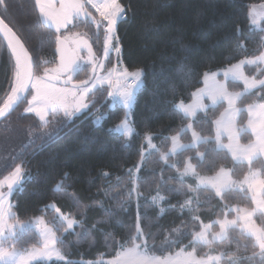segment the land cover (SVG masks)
I'll return each mask as SVG.
<instances>
[{
	"label": "trees",
	"instance_id": "obj_1",
	"mask_svg": "<svg viewBox=\"0 0 264 264\" xmlns=\"http://www.w3.org/2000/svg\"><path fill=\"white\" fill-rule=\"evenodd\" d=\"M118 2L130 11L117 23L121 49L118 62L128 69L143 71L142 85L129 108L134 132L129 137L114 130L109 132L123 119L126 110L121 103L105 97L106 88H98L87 112L54 130L51 136L23 148L16 162L21 165V176L9 198L12 216L21 221L40 215L52 218L54 210L49 205L55 203L79 220L73 230L65 233L59 223L58 245L65 259L34 264H105L104 258L114 257L121 247L132 246L133 237L140 238L136 233L138 222L149 254L165 256L182 247L195 248L202 254L208 248L222 254L221 264H264L255 239L240 226L229 227L217 241H193L203 223L234 217L231 206L252 208L253 202L246 191L226 190L218 197L211 188L198 186L194 178H182L179 172L186 160L191 157V162L197 164L196 153L203 152V162L196 168L200 174H213L226 166L233 177L242 178L250 168H257L263 180L264 160L258 157L251 163L239 162L227 150L217 149L213 121L224 102L209 105L192 120L177 108L180 101H189L193 91L202 85L204 72L260 54L264 30L251 25L249 6L264 0ZM0 16L30 51L35 75L58 60L57 33L42 22L35 0H3ZM77 28L78 25L69 27L64 33ZM92 28L88 24L84 32L90 40ZM100 32L102 36L104 29ZM14 66L15 61L0 37V106L10 93ZM246 72L257 79L264 77L256 66H246ZM227 86L233 90L243 88L242 83L231 80ZM255 100H264V86L244 93L238 101L240 126L247 118L244 107ZM24 104L25 100L10 116L18 115ZM17 115L13 123L22 128L37 126L34 115ZM98 117L99 124L95 123ZM190 121L202 136L212 137L213 141L182 149L168 160L161 159L160 151L168 149L170 136ZM148 133L154 134L157 149L142 158ZM180 138L191 142L188 130L181 131ZM251 139L252 135L243 131L241 140ZM157 194L164 200L154 202ZM256 220L264 227L263 213L257 214ZM217 228L218 223H214L212 229ZM85 230L86 234L81 235ZM16 235L17 248L39 244V235L30 227Z\"/></svg>",
	"mask_w": 264,
	"mask_h": 264
},
{
	"label": "snow or ice",
	"instance_id": "obj_2",
	"mask_svg": "<svg viewBox=\"0 0 264 264\" xmlns=\"http://www.w3.org/2000/svg\"><path fill=\"white\" fill-rule=\"evenodd\" d=\"M3 0H0L2 3ZM85 4H91L93 8L96 9L100 14V19L96 20L95 17H92V22L96 25L97 28V38L99 34V29H104V59L96 60L95 54L92 50V45L89 43L90 38H83L77 43L76 49L74 51H78L80 49H84L87 52V57H80V59H87L89 63L92 64L93 72L96 71L97 66L103 67L104 60H110L111 52L114 50L116 53L121 51L119 46V41L115 36V32L117 30L118 20L124 18L126 16V11L121 5L118 3V0H104L103 3H97L96 0H67V2H62L60 8L58 10L53 8V5L50 2H46V0H35V6L39 10L41 16L45 17L47 21L51 22L56 29L57 35L55 36V41L57 44L56 51L58 53L61 52V44L63 41H66L68 37H61L60 30L65 28L67 25L72 24L74 20H79L81 16L89 17L91 14L85 10ZM106 21V24H105ZM0 26L5 29L8 33H12V28L9 27L7 23H5L4 19H0ZM79 35V34H77ZM15 38V34L13 33ZM16 44L20 45L19 39H16ZM9 48L12 50V55L15 58V66L12 73V77L9 82L10 93L7 95V99L5 100L2 107H0V116H4L7 110L12 109L13 105L20 102L23 99H26L24 93L31 88L34 91V94L31 95V99L28 100L29 107L25 109L26 112H35L36 115L40 118L41 121H44L45 116L47 115V110L51 109L53 114L56 113L57 109L62 110L64 115L71 120L78 113L83 112L84 110L89 108V103L85 102V97L92 92V87H89V81H80L78 84L73 85L72 81V73L76 72L80 65L77 63V59H65L63 55L60 56V64L57 68L54 69H45L44 76H36L34 75L32 63L30 58L27 57V52L24 51L23 46L20 45L21 51L24 52V58L17 54L16 47L13 45L12 41H9ZM256 60L264 61V54L257 57ZM256 60L249 61H241V64L256 63ZM55 73L54 75H49V72ZM68 74L67 79H64L62 82L63 86L56 87L52 82L60 81L62 74ZM124 77H128V73L125 72ZM225 77L229 75L228 71L224 73ZM233 78H238L243 80L245 90H251L257 87V83L259 85L264 86V80L259 82L257 81H249L247 77L243 76L242 72H233ZM142 76V72H137L133 74V79L136 82V86H138L140 82V77ZM68 85H72V87H68ZM94 87V85H93ZM73 89H79V92L74 91ZM134 90L135 86L127 88L124 91L119 92V99L122 105L125 108L131 107L134 100ZM109 97H114L113 92L109 91ZM242 93H230L225 84H219L216 88H214L211 92L208 93L209 99L215 105L218 101L223 100L227 103L228 108L225 110V113H222L221 116L227 115V119H218L213 121L216 125V135L214 137V142L219 148L227 149L231 155L233 160H247L249 163L251 162L254 155L257 154V151L260 153H264V104H260L258 107L261 110L256 113L258 118L260 119V123L257 125L253 122L252 119L249 120L248 127L251 130L252 134L256 137L258 141L257 145L253 146H241L239 142V135L243 131V129L236 127V119L241 109L237 107V103L240 100ZM71 98V99H70ZM34 104L38 106H33ZM180 111L186 117H195L196 108L193 106H185L183 102L177 105ZM203 108V105L199 106ZM249 116L251 117L254 114V107L252 105L248 106ZM125 120H127V115L125 116ZM95 123L99 124L100 119L98 118ZM124 130L126 135H130L132 133V129L128 127L127 123H124L117 127L115 131ZM190 130L192 135V143L188 145H183L178 143V137L173 136V148L172 152H176L177 150H182L186 148H196L201 143H211L213 141L212 137H202L193 127V123H189L187 125V129H182L181 131ZM113 131V129H109V132ZM227 135L228 143L223 144L221 137L222 135ZM52 134H50L51 136ZM151 139L150 137L148 138ZM205 153L197 152V164L202 163L204 159ZM192 158H189L188 163L185 166V170L181 173V176H196L198 179V183L205 187H211L215 190L216 195L222 196V193L225 190H231L232 186L236 184V181L231 180L230 176L225 179L224 174L226 170L221 168L217 176L215 177H199L196 172L197 164H193L191 162ZM230 171V170H229ZM21 176V167L17 166L14 172L10 177H6L4 181H0V185L7 183L8 193L11 194L13 191V186L18 183L19 177ZM259 184L261 195H264V180H259L255 182ZM250 187H255V184L250 185ZM240 191H243V187H240ZM139 195V193H137ZM162 201L164 197H159ZM4 194L0 193V220H3L5 217L10 218V209L11 204H9V211H4L3 208ZM153 201L156 202V197L153 198ZM259 207L261 210H264V201L259 202ZM58 211V210H57ZM164 209H161L163 212ZM240 212H244L245 210L240 209ZM248 217L252 215V213H246ZM199 219V217H196ZM239 219L244 220L245 217L241 216ZM139 221V214H138ZM77 223L74 220L68 219L67 225L68 228L71 229L73 225ZM220 226V232L217 233V237H223L227 228L236 224V220H228L224 219L222 221H217ZM253 231L252 234L255 236L257 244L261 249V257L264 259V230L256 229L254 225L251 226ZM208 226H204V230L196 233L193 237L194 240L202 241L204 243H208L205 238V231ZM87 230L81 235H85ZM137 235H141V229L139 222L136 227ZM15 235V233H11ZM0 235H3V230L0 229ZM136 237H133V242ZM57 243V237L52 234L51 236L45 235L44 245L42 249L33 250L25 256L21 257V264H32L38 258L50 257L51 253L55 251V244ZM51 245V247H50ZM140 245L133 243V247L127 249L124 253L125 256H130L133 259L129 261V264H168L166 260H162L159 257L150 258L147 256L145 252L138 251ZM57 256L60 259H63V256L56 252ZM20 253L13 251L12 253H6L3 249H0V264H17V257L20 256ZM119 255V254H118ZM255 255V254H254ZM188 257L190 259L187 261V264H205L204 261L197 260L194 256V253H189ZM111 264H117V262H111Z\"/></svg>",
	"mask_w": 264,
	"mask_h": 264
},
{
	"label": "rangeland",
	"instance_id": "obj_3",
	"mask_svg": "<svg viewBox=\"0 0 264 264\" xmlns=\"http://www.w3.org/2000/svg\"><path fill=\"white\" fill-rule=\"evenodd\" d=\"M46 2H50L53 5V8L58 10L60 8L61 3L62 2L66 3L67 0H46ZM96 2L97 3H103L104 0H96ZM85 10L91 14L89 17L81 16L78 21L74 20L72 24H69L65 28H62L60 30L59 34L65 35L64 32L69 27H75L76 25H78V31L80 30L81 33L86 31L85 29L88 26V24H92L93 26L96 27V25L92 22V17H95L96 20H99V17H100L99 12H97L96 9L93 8L91 4H85ZM38 13H39V16H40V19L42 20V22L44 24H46L47 26H50L51 28H53L56 31L55 27L53 25H51V22L47 21L45 17L41 16L39 10H38ZM249 20H250L251 25L254 28L264 30V23H263L264 22V2H262V3H251L250 4V6H249ZM263 34H264V32H263ZM115 36L117 39H119L116 32H115ZM92 50H93V53L95 54L96 60H103L104 59V33L101 36L100 45L92 47ZM112 54L113 55L115 54L114 50L111 52L110 57H112V58L110 60H104L103 67L97 66V69L95 72H93L92 64L89 63L87 61V59H81L80 64L84 65L85 70L80 75V81H89L88 86L92 87V92H90L85 97V102L89 103V108L84 110L81 113H78L76 116L82 115L83 113L87 112L90 109V107L92 106V104H93V102L97 96L96 91L98 88H101L102 90H104V88H106L105 97L111 99L112 101H116L118 103H121L120 99H119L118 89L120 91H124L127 88L135 86V90H134V93H135L139 89V87L142 85V81H143L142 76L140 77V82H139L138 86H136V84L132 85V86L127 84V79L133 78V74H135L137 72H142V75H143L142 69H140V68L128 69V68L124 67L120 62H118V59L115 63ZM261 54H264V48L261 50L260 54H258V55L244 56V57L240 58L239 60H237L231 64H228L224 67H220V68H217L215 70H208V71L204 72V75L202 77V85L193 91L192 98L189 101H180L177 105H179L181 102H183V104L185 106H193L194 108H196V114H197L198 112L207 109L209 105H214L212 103V101L209 99L208 93L211 92L214 88H216L219 84H225L227 86L228 80H231L234 82H240L243 85L242 90H233L227 86L228 91L230 93H233V94L242 93V95H243L244 93L250 92V91L260 87L261 85H259V83H257L256 88H253L251 90L246 91L244 88L243 80L238 79V78H233L232 73L237 72V71L242 72L243 76L247 77L249 79V81L254 80V81L259 82L261 80H264V77L257 79L253 76H249L246 72V66H256L257 71L264 72V61L256 60V58L261 56ZM85 56L87 57V52H86ZM242 60L243 61L256 60V63L241 64L240 62ZM111 61H112V64H111ZM225 71L229 72V75L227 77H225V75H224ZM125 72H127L129 74L127 78H125L123 75ZM36 76H41V75H36ZM52 83L56 87L63 86L62 84H58V83H54V82H52ZM73 85H75V84H73ZM93 85H94V87H93ZM68 87L71 88L72 85H68ZM73 90L77 91V93L79 92V89H73ZM109 91L113 92L114 97H109V95H108ZM32 94H34V91L30 88L29 93L25 99V104L19 110L18 115H20L21 113H27V114L34 115L37 119V122L35 124L37 126H39V128L37 126L35 127V129H30V127L22 128L20 125L13 123V117H16L17 114L10 116L7 119L0 122V181H4L6 177H10L17 166L21 167V165L17 164L16 162H17V159H18L20 152H22V150L25 146H27V145H29V144H31V143L39 140V139H45V138L49 137L50 134H52V132L54 130L58 129L59 127H61L65 123L71 122L76 117L75 116L71 120H69L68 117H66L64 115V112L62 110L57 109L56 113L53 114V111L51 109H48L47 115L45 116L44 121H41L35 112H26L25 111V109L29 107L28 100L31 99ZM242 95H241V97H242ZM219 102H224L225 106L215 120H218V119H225L226 120L227 115L225 114V116L222 117L221 114L225 113V110L228 108V105L223 100H220L217 103H219ZM260 104H264V100H255L253 102H250L249 104H247L244 107L245 113L247 116L244 126H240L238 124L240 113L237 116L236 127L243 129V131H247L252 135V139L250 141L243 142L241 140V135L243 133V131H242L239 135V142H240L241 146H249L250 147L253 145H257V147H258V141H257L256 137L252 134L251 130L249 129L248 124H249L250 119H252L253 122L257 125L261 122L260 119L258 118V116L256 115V113L261 111L258 107ZM200 105H203V108H200L199 107ZM249 105H252L254 107V114L251 117L249 116V112L247 110ZM33 106L35 107L38 105L34 104ZM237 107L241 109V107L239 106L238 103H237ZM129 108L130 107L125 108L126 113H125L123 119L120 122L115 124V126L113 127L114 131L120 125L127 123L128 127H130L132 129V133L134 132V127H133L131 120H130ZM126 115H127V120H125ZM98 118H100V117H98ZM98 118H96V120ZM189 118H190V120H192L194 117H189ZM189 123H192V121H190ZM188 124L183 126L182 129H187ZM40 125H46V127L42 128V127H40ZM214 126H215L214 137H215L216 125L214 124ZM188 131L191 134V131L190 130H188ZM115 132L120 133V134H124L127 137L132 135V133L130 135H126L123 129L121 131H115ZM180 132L174 133L170 136V143H169L168 149L160 151L159 155H160L161 159L168 160V158L170 156L175 155L178 151H180V150H177L176 152H172V148H173L172 137L173 136L178 137V143L179 144L188 145V144L192 143V135H191V142L186 143V142L182 141V139L180 138ZM199 134L201 135V133H199ZM149 137L151 138L150 140L148 139ZM153 137H154V134H152V133H148L146 135L145 144H144V147L142 149V158L146 157V155L149 152L157 149V146H156V143H155ZM202 137H204V136H202ZM221 140H222L223 144H227L229 142L226 134L222 135ZM222 149H225V148H222ZM225 150H227V149H225ZM229 154L231 155L230 152H229ZM231 157H232V155H231ZM258 157H261L264 160V153H260L259 151H257V154L253 156L251 162H253ZM188 161H189V159L186 160V164L188 163ZM235 161L249 163V161L243 160V159L235 160ZM186 164H185V166H186ZM185 166L179 172L180 176H181V173L184 172ZM221 168H224L226 170V172L224 174L225 179H227L230 176L231 180L236 181V184L232 186V189L240 190V187L242 186L243 191H246L250 195L252 202H253V207L252 208H245V207H239L236 205L231 206V208L235 211L234 217L225 216L222 219H217V220L212 221V222H205L202 224V228L199 232L204 230V226H208L207 230L205 231V238L208 241V243L212 242V241L220 240L225 236L226 232H225L223 237H217L216 234L220 232L219 223H218V228L216 230L212 229V225L214 223H217V221H222L224 219H228V220H236V224L233 226H240L241 228L244 229V231L247 234L251 235L255 239V236L252 234L253 229L251 226L254 225L256 229L264 230V227L262 225H260L256 220L257 214H260V213L264 214V210H261L259 207V202L264 201V195H261V190H260L259 184L255 183L256 181L263 180V178L261 176V172L257 168H250L248 170V172L242 178L233 177L231 169L229 167H226V166L220 167L218 169V171L216 173H213V174H200L197 171L196 172H197V175L199 177H215V176H217V174L219 173ZM21 171H22V169H21ZM137 174H138V168H136L134 170V177L135 178L137 177ZM181 177L184 179L185 178H194L196 181L195 183L198 186H203V185H200L198 183V179L196 176L187 175V176H181ZM19 179H20V177H19ZM17 184H15L13 186V189ZM252 184H255V187H250V185H252ZM209 188H211V187L209 186ZM212 190L215 192L214 189H212ZM0 193L4 194L3 208H4V211L8 212L9 211L10 194L8 193L7 183L0 185ZM161 196H162L161 194H157L154 197H156V200L160 202L161 200L159 199V197H161ZM49 208L51 210H54V216L52 218L46 217L45 215H40V216H37L31 220L21 221V220L15 219L12 216V212L10 210V218L5 217L3 220H0V229L3 230V235H0V249H3L6 253H12L13 251L20 253L21 255L17 257V264H21V257L22 256L27 255L28 253L32 252L33 250L42 249L43 245H44L45 235L51 236L52 234H54L57 237V243L55 244V251H53L51 253L50 257L46 256L44 258H38L35 261H33L32 264H34V262H36V261L60 259L56 254L57 251H59V253L63 256V259H65L64 255L60 249V246L58 245V241L60 239L58 236V232H57V230H60L59 223L63 224V226H64L63 233H65L68 230H73L74 226L79 224V220L75 216L70 215L68 212L62 211L55 203H51L49 205ZM240 209H243L245 211L240 212L239 211ZM246 213H252V215L250 217H248L246 215ZM241 216H244L245 219L244 220L239 219V217H241ZM68 219H71V220H74L77 222L73 225V227L71 229H69L68 225H67ZM27 227H30L34 231L37 232V234L39 235V244L38 245L34 244L32 246L24 247V248H21V247L17 248L14 245V241L17 237L16 234L18 232L22 231L23 229L27 228ZM13 232L15 233V235L11 234ZM139 237L140 238L137 237L134 241L135 244L140 245V248L138 249V251L145 252L147 254V256L150 258L159 257L162 260H166L168 262V264H187V261L190 259V257H188L189 253H194L195 258L197 260L204 261L205 264H221L220 259L222 258V254L219 252H214V251H210V250L208 251V248L202 254H199V252H197L195 248L182 247L173 254H168L165 256L152 255V254H149L146 250V244H145L144 239H143V237H144L143 234L141 233V236H139ZM193 241L204 243L202 241H198V240H194V239H193ZM255 242L257 244L256 239H255ZM204 244H206V243H204ZM50 247H51V245H50ZM132 247H133V245L130 247H121L116 252V255L114 257L104 258L102 260L103 263L111 264V262L115 261V262H117V264H129V261L133 258L130 256H125L124 253L127 249H130ZM259 250L261 251L260 248H259ZM89 264H91V263H89Z\"/></svg>",
	"mask_w": 264,
	"mask_h": 264
},
{
	"label": "water",
	"instance_id": "obj_4",
	"mask_svg": "<svg viewBox=\"0 0 264 264\" xmlns=\"http://www.w3.org/2000/svg\"><path fill=\"white\" fill-rule=\"evenodd\" d=\"M0 19H3L1 16H0ZM5 23H7L5 21ZM8 24V23H7ZM9 25V24H8ZM9 27H11L9 25ZM12 28V27H11ZM13 33L15 34V38L13 36ZM0 37L3 39V41L5 42L13 60L15 61V58L13 57L12 55V50L11 48H9V41H12L13 45L16 47V51H17V54H19L22 59L24 58V52L21 51V48H20V45L23 46V49L24 51L27 52V57L30 58L31 60V63H32V68H33V72H34V75H35V64H34V60H33V57L30 53V51L28 50V48L26 47V45L24 44V42L22 41V39L19 37V35L12 29V33H8L5 29L2 28V26H0ZM16 39H19L20 41V45H17L16 44ZM90 43V42H89ZM61 52L58 53L56 51V48H57V44H56V48H55V51H56V54H57V59H58V63L60 64V56L63 55L65 57V59H75L74 58V54L72 51L69 50V47H68V44L66 43V41H63V43L61 44ZM45 73V72H44ZM50 75V74H49ZM44 76V74L42 75ZM54 83H58V84H62L63 82V79H61L60 81H53ZM79 82H75L73 84H77ZM29 90L30 88L24 93V95L27 97L28 93H29ZM7 99V98H6ZM25 99L21 100L20 102L16 103L13 105L12 109L10 110H7L5 112V115L4 116H0V122L3 121L4 119H6L8 116H10L12 114V112L24 101ZM5 102V101H4ZM4 104V103H3ZM3 104L0 106L2 107Z\"/></svg>",
	"mask_w": 264,
	"mask_h": 264
},
{
	"label": "flooded vegetation",
	"instance_id": "obj_5",
	"mask_svg": "<svg viewBox=\"0 0 264 264\" xmlns=\"http://www.w3.org/2000/svg\"><path fill=\"white\" fill-rule=\"evenodd\" d=\"M99 19H100V17H99ZM77 34H79V35H77ZM87 35H89V34H87ZM65 36L68 37V39L66 40V43L68 44L69 50L73 52L74 58L77 59V63L80 65L79 69L76 72L71 74L72 75V81H73V83L80 82V75L85 70L84 65L80 64V62H81L80 57H86L85 56L86 50H84V49H80L78 51H74V50L76 49L77 43H79L81 39L88 38V37L85 35L84 32L81 33L80 30L78 31V28L75 29V30H72V31H69V32L65 33V35H61L62 39ZM91 36H92V39L91 40L89 39V42L92 45V47H95V42H97L98 46H99L100 43H101V32H100V29H99V34H98V38H97V28L94 26V28H92V31H91ZM58 66H59V63H58V60H57L54 64H51L50 66L49 65L45 66L43 71L40 73V75L42 76L44 74L45 69L51 70V69L57 68ZM49 74L50 75H54L55 73H52L50 71ZM67 75L68 74H66V73L62 74L61 75V79H63V80L67 79Z\"/></svg>",
	"mask_w": 264,
	"mask_h": 264
},
{
	"label": "built area",
	"instance_id": "obj_6",
	"mask_svg": "<svg viewBox=\"0 0 264 264\" xmlns=\"http://www.w3.org/2000/svg\"><path fill=\"white\" fill-rule=\"evenodd\" d=\"M122 8L125 9V11H126V16H125L124 18H121V19H125L127 16H129L130 11H128V8H126V6H122ZM117 55H118V53L115 52V54H114V62H115V63H116ZM127 84L130 85V86H132V85H135L136 82H135V80H134L133 78H129V79L127 80Z\"/></svg>",
	"mask_w": 264,
	"mask_h": 264
}]
</instances>
